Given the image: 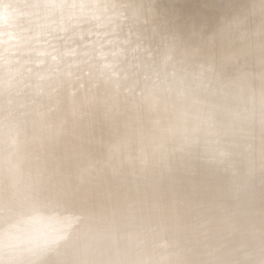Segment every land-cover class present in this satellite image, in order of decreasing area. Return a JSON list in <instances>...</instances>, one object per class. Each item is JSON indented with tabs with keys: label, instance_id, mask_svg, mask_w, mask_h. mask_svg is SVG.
<instances>
[{
	"label": "bare ground",
	"instance_id": "6f19581e",
	"mask_svg": "<svg viewBox=\"0 0 264 264\" xmlns=\"http://www.w3.org/2000/svg\"><path fill=\"white\" fill-rule=\"evenodd\" d=\"M154 3V0H13L12 5H7L0 1V264H127L128 257L135 252L136 237L143 238L140 250L136 249L140 254L163 252L164 246L152 247L157 233L161 238H177L179 232L175 229L182 222L183 213H186L179 209V204L183 205L189 199L184 197L182 190L174 188L168 195L175 209L168 212L164 207L162 211L153 213L146 210L153 206L156 199L145 200L141 192L134 197L120 195L109 188L106 181L110 175L94 161L104 153L103 144L110 135L106 125H99L103 116L123 109L126 118L130 116L132 119L129 122L136 120L141 126L152 111V116L158 121L171 106L169 99L175 93L177 98L173 102L177 104V110L173 115L176 114L177 123L182 125V129L179 130L177 123V127L174 124L167 127L155 125L141 139L122 141L124 147H114L113 150L122 149L131 153L134 144L140 142L145 147L149 144L148 137L154 138L156 151L171 142V146H181L183 151L185 147L203 151V160L212 163L213 169L210 171H215L229 148L233 150L235 145L243 142L244 136L239 131L237 133L234 126L235 120L242 118L244 120L239 121L244 126L249 123L243 110L239 109L250 100L246 87L233 91V94L228 92L222 96L224 99L221 102H211L205 117H201L195 110L200 96L208 89L207 81L211 76L199 77L194 71L187 73L185 78L179 75L182 68L194 67L198 57L204 59L222 53L235 40V36H223L222 22L221 26L211 29L204 37L183 40L176 28L168 32L160 44L167 47L171 60L164 62L158 77L149 74L140 79L139 75L142 69L158 68L163 64L155 48L140 59L143 61L118 64L115 67L117 73L111 79L115 86L108 88L109 85L104 83L97 88L94 69L106 68L112 55L121 58L134 50L136 37L140 36L139 33H145V29L141 31L142 28L138 27L140 23H145L138 16L144 13L145 17H141L146 18L147 14L151 17ZM125 10L127 19L120 17ZM259 14L260 17L264 16V7ZM120 18L136 21L133 35H125L122 29L112 32L113 36L108 39L110 46L106 50L107 56L97 63L95 52L106 33L117 26ZM159 27L156 22L155 29L150 32L157 34ZM174 33L178 34L174 37ZM56 34L58 36H54ZM39 36L43 40L38 45L29 42ZM116 36L119 39L128 38L130 45L126 49L112 47L111 42L117 39ZM215 40L217 44L212 45ZM195 41L201 50L191 54L190 47ZM145 42L143 40V45ZM22 44L28 49L19 52ZM16 69H19L18 73ZM114 91L117 96L107 102ZM193 97L190 112H186L185 106ZM148 101L153 103L152 110L146 108L137 115L135 105ZM263 101L264 97L260 103ZM44 107H48V112L41 125L37 121ZM62 118L67 127L59 125L50 137L40 141V135L47 125ZM212 119L220 120L222 124L227 120L225 126L229 128L226 135L223 136L224 131L219 135L210 134V140L205 141V124ZM64 127L65 130L60 133L57 157L43 156L51 151L54 133L59 135L57 130ZM139 127L135 128L136 131ZM262 129L264 120L259 123V131L262 132ZM123 130L122 139L125 140L133 130L131 125ZM219 143L227 148L221 149ZM227 156L228 164L232 166V157ZM36 158L43 160L42 167L52 173L49 179L42 180L36 172L27 169ZM161 158H153L151 165L162 162ZM168 160L173 162L176 158L170 156ZM131 163L135 169V163L140 164ZM257 171L260 173L261 168ZM140 178L131 177L127 184L137 187ZM8 179L11 185L7 189L4 181ZM63 179H66L63 183L68 184L67 187L60 185ZM197 185L198 181H195L194 186ZM90 187L96 188L93 200L86 195ZM4 190L6 192L2 194ZM65 197L68 201H64ZM136 198L138 203H143L137 215L140 227L136 230L137 227L132 228V225L128 230L123 229L120 218L115 217V208ZM195 199L198 200L196 196ZM191 215L189 219L194 222L197 214ZM256 216L249 217L250 231L257 229ZM170 221L173 222V226H170L172 232L165 228L171 224ZM217 221L211 226L209 235L213 236L218 229ZM159 226L165 230L158 232ZM123 244L127 247L122 251ZM131 246L134 250L129 251ZM179 251L174 257H178Z\"/></svg>",
	"mask_w": 264,
	"mask_h": 264
},
{
	"label": "rangeland",
	"instance_id": "374dc122",
	"mask_svg": "<svg viewBox=\"0 0 264 264\" xmlns=\"http://www.w3.org/2000/svg\"><path fill=\"white\" fill-rule=\"evenodd\" d=\"M0 1H4L7 5H12L13 2V0ZM154 1L151 17H148L147 15L149 14H147L146 18H143L145 17L144 13L138 16L142 22H145L140 23L138 26L142 28L140 29L141 31L145 29V31L143 30L145 33L141 35L139 33L140 30L137 31L140 36L136 37L137 40L135 39L134 50L126 53L121 58L112 55L106 68L94 69L95 79L98 80L96 83L97 88L104 83L105 85H109L108 88L115 86L114 82L111 83V79L117 73L115 67L118 64H122V62L128 64L133 61H143L140 59L155 48H157L158 57L162 60L163 64L159 65L158 68L142 69L139 75L140 79L149 74L158 77L163 65H165L164 62L171 60L170 56H168L167 47L160 44V41H162L168 32L170 33L172 29L176 28L183 40H186L204 37L211 29L218 28L223 23V36H235V40H232L222 53L212 54L204 59L198 57L199 59H197L194 66L195 68L184 67L179 71V75L185 78L187 73L194 71L199 77L211 76L207 81V91L203 92L202 96H200L201 98L199 97L198 107L196 110L194 109L201 117H205L206 109L211 102L215 100L221 102L224 99L223 95L226 96L228 92L233 94V91H239L245 86L250 100L245 105L242 104L239 109L243 110L245 120L249 123L245 127L239 121L244 120L243 118L239 120L229 119V121L235 120L234 129L237 133L239 131L244 136V140L240 144L235 145V149L230 150L229 148V151H227L229 154H225L220 159L215 172L214 170L210 171V169H213L212 163L203 160V151L188 147H185L183 151L181 146H171L172 142L167 143L164 147H159L160 150L156 151L157 144H155L156 139L153 140L154 138L149 139L148 137L147 142L149 144L147 143L148 145H145V147L140 142L134 144V151L131 153L122 149L119 151L113 150L114 147H124L122 141L128 142L141 139V136L146 135L148 131H151V127L155 125L157 127H167L169 124H174L177 127L176 123L179 121L176 118V114L173 115L177 110V104L173 102L177 98L175 93L169 99L171 100V106L169 105L158 121L155 116H152V102L148 101V103L143 105H135L136 109L134 111L137 115L140 112L143 113L146 108L148 111H151L150 115L146 117L141 125L142 127L136 120L129 122L132 119L129 118L130 116L126 118L123 109L118 112L115 111L112 115L102 117L99 125H106L110 135L103 144L104 153H101L94 161L98 163L96 164L97 166H102L106 169V172L110 175L106 183L111 191L118 192L120 195L128 194L129 197L132 195L134 197L136 194L139 195L138 192H141L145 200L156 199L153 206L150 205L146 210H150L153 213L162 211L164 207L168 212L176 208L168 199L169 193L174 188H179L183 191L184 197L186 199L189 198L183 205L179 204V209H183V212L186 213H183V220L182 222L180 221L175 229L179 232L177 238L175 239L172 236L161 238L157 233V237L152 241V247L160 248L164 246L163 252L159 254L156 252L140 254L136 249L142 246L140 243L143 238L136 237L134 242L136 249L134 250L132 246L130 247L129 251L134 250L135 252L128 257L127 264H264V129L261 130L262 132L259 131L260 120H264L262 119L264 117V101L260 103V100L264 97V92H262V88L264 87V16L260 17L259 14L261 8L264 7V0ZM125 14L126 10L120 17L126 18ZM124 18H120V22L123 21V23L118 22L117 26L113 30L108 31L104 36L102 44L95 52V61L97 63L107 56L106 50L110 46L108 39L113 36L112 32H118L122 29L121 32L127 36L134 33L133 26H137L135 25L136 21ZM156 22L160 26L157 34L150 32L151 29H155ZM177 34L174 33L173 36L175 37ZM145 35H147L146 38ZM47 38H50V36H47ZM42 40L41 36H39L37 39L30 40L29 42L38 45ZM143 40L146 41L145 45H143ZM112 41L111 45L115 48L126 49L130 45L128 38L119 39L117 37V39ZM214 44H217L216 40L212 42V45ZM172 45L176 46L174 43ZM27 49L28 47L22 44L18 48V51L23 52ZM200 50L201 46L197 41L190 47L191 54H197ZM26 62H29V60ZM114 69L115 72L113 71ZM18 71L19 69H16L17 73ZM211 73H215V75L213 76ZM115 92L109 95L107 102L117 96ZM194 97L187 102L185 106L186 112H190V106L192 105L190 102ZM47 112L48 107L40 110L37 123L41 125L44 123ZM62 121L63 118L61 121L48 124L45 132L40 135V141L47 136L50 137L59 125L67 127V124ZM219 121L217 119L207 121L205 124L207 137L205 141L210 140V134L219 135V133L221 134L224 131L223 136L226 135L229 127L225 125L228 122L224 120L222 124ZM177 124H179V130L182 129V125L180 123ZM127 125H131L133 132L127 134L124 140L122 139L123 128ZM66 127L63 130L62 128L61 130H57L59 131V135L54 133V141L51 140L53 141L51 151L47 154L44 153L43 156L57 157L61 138L60 133ZM136 127L140 129L136 131ZM23 142L25 143L26 140ZM223 143L226 144L227 142L223 141ZM223 143H219L220 148H227ZM139 147L141 148L139 149ZM166 154H169V156L167 157ZM227 155L232 157L234 162L232 166L228 164ZM170 156H174L176 160L169 162ZM160 157L163 159L162 162H156L151 165L153 158L156 160V158L159 159ZM42 161L36 158L31 162V165L27 166V169H30L29 172H36L42 180H47L52 173L42 167ZM131 162H139L140 164L135 163V167H137L135 169L131 167L133 166ZM260 168L261 172L258 173L257 170ZM201 169H204V171H201ZM243 169L246 170L244 171ZM148 173L152 174L148 176ZM42 175L44 176L41 177ZM137 176L142 177L137 187L127 184L129 178ZM65 180L63 179L60 182V185L62 184L63 187L68 186V184L63 183ZM195 181H198L196 187L194 186ZM4 182H6L5 187L8 189L11 185L9 179ZM195 189L199 193L195 194ZM5 192L6 190L2 194ZM86 192L88 198L93 200L96 188L90 187ZM195 196L198 200H194ZM142 197L141 199H143ZM137 199L131 200L128 203L124 202L115 208V217L120 218L119 222L123 229L128 230L132 225H134L132 228L137 227L135 228L136 230L140 227L137 215L142 209L143 203H138ZM66 200L68 201L65 197L64 201ZM191 213L197 214L194 222L189 219L192 216ZM254 216L257 217L258 221L255 223L257 229L256 231H250L248 220L249 217L251 219ZM216 219H218V223L216 224L218 229L215 230L212 236L208 233L211 226L216 223ZM172 223L165 226L170 232L173 230L170 227L173 226ZM165 228L159 226L158 232L165 230ZM150 246L151 244H149ZM125 247L127 245L123 244L120 250L123 251ZM125 250L127 252V249ZM178 251L180 254L178 257H174Z\"/></svg>",
	"mask_w": 264,
	"mask_h": 264
}]
</instances>
